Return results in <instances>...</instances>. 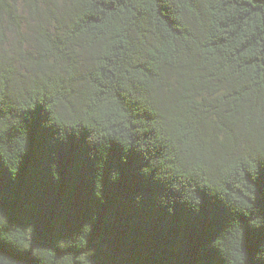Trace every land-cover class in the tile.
<instances>
[{
    "label": "trees",
    "instance_id": "1",
    "mask_svg": "<svg viewBox=\"0 0 264 264\" xmlns=\"http://www.w3.org/2000/svg\"><path fill=\"white\" fill-rule=\"evenodd\" d=\"M0 264H264V0H0Z\"/></svg>",
    "mask_w": 264,
    "mask_h": 264
},
{
    "label": "rangeland",
    "instance_id": "2",
    "mask_svg": "<svg viewBox=\"0 0 264 264\" xmlns=\"http://www.w3.org/2000/svg\"><path fill=\"white\" fill-rule=\"evenodd\" d=\"M25 19H14L8 22V32H5L6 43L3 45L4 51L10 56L11 62H16L21 70H25V65L30 64L31 59L36 60L35 39L33 38L35 27L31 25L33 21L30 15H23Z\"/></svg>",
    "mask_w": 264,
    "mask_h": 264
}]
</instances>
